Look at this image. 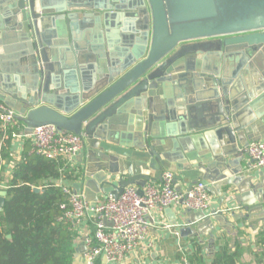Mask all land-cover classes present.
I'll return each instance as SVG.
<instances>
[{"label":"water","instance_id":"water-1","mask_svg":"<svg viewBox=\"0 0 264 264\" xmlns=\"http://www.w3.org/2000/svg\"><path fill=\"white\" fill-rule=\"evenodd\" d=\"M0 100L25 135L53 126L84 137L72 189L89 203L128 186L141 195L170 172L218 196L235 188L224 192L233 219L242 209L264 223L242 164L264 140V0H0ZM164 213L196 238L213 239V222L231 227L223 211Z\"/></svg>","mask_w":264,"mask_h":264},{"label":"built area","instance_id":"built-area-1","mask_svg":"<svg viewBox=\"0 0 264 264\" xmlns=\"http://www.w3.org/2000/svg\"><path fill=\"white\" fill-rule=\"evenodd\" d=\"M22 130L24 126L16 119V113L0 100V155L9 135L11 141L29 138L33 153L62 160L65 165H71L83 148V136L61 133L53 126L35 128L30 135L21 134ZM246 151L253 167L262 171L264 176V140L250 142ZM63 181L61 176L56 183L67 201L60 207L64 210L63 218L76 233L82 222L91 227L83 241L84 264H117L126 261L143 244L152 223L161 225L165 230L172 229L155 221V215L171 208L207 216L211 202L204 182L199 181L187 190L180 191L170 172H163L157 181L147 182L141 189V195L136 186H128L117 199L107 192L95 203L87 202L81 193H76ZM182 264L189 263L184 259Z\"/></svg>","mask_w":264,"mask_h":264},{"label":"trees","instance_id":"trees-1","mask_svg":"<svg viewBox=\"0 0 264 264\" xmlns=\"http://www.w3.org/2000/svg\"><path fill=\"white\" fill-rule=\"evenodd\" d=\"M1 136V135H0ZM2 149L0 163L10 162L8 147ZM30 141L24 143L20 159L14 164L6 181L4 203L0 208V264H72L74 243L78 238L75 230L63 218L66 198L56 186L61 176L75 182L76 171L62 160L49 159L31 153ZM4 180L1 179L0 181ZM39 189L38 193L33 191ZM9 236V238H8ZM188 258L189 264H202L200 246ZM260 249L256 259L264 258V229L257 236ZM234 250L219 248L212 256L211 264H237L239 244Z\"/></svg>","mask_w":264,"mask_h":264},{"label":"crops","instance_id":"crops-1","mask_svg":"<svg viewBox=\"0 0 264 264\" xmlns=\"http://www.w3.org/2000/svg\"><path fill=\"white\" fill-rule=\"evenodd\" d=\"M83 32V31H82ZM10 78L9 83L14 84L16 81L14 79L15 75L10 73L2 74V76ZM68 75V74H67ZM71 76L72 73H69ZM6 82V81H5ZM199 119L197 121V127L199 129H205L209 125L210 111L209 107H202L199 111ZM21 134H24L22 130ZM30 141L29 138L18 139L17 141H11L8 147V153L10 154V162L7 161L0 163V188L6 187V181L9 180L10 175L12 174L14 164L17 163L22 155L24 149V143ZM32 153V149L30 151ZM246 163L251 164V170L247 172V177L253 185H259L260 190L252 192L250 197L246 199L248 203L257 202L259 199L262 200L264 197V176L262 171L255 169L248 158L247 154L243 158L242 164ZM71 168H74L76 173L78 172L77 159L75 158ZM78 182V181H77ZM203 182V181H202ZM65 185H68L72 188V183L69 181H63ZM76 183V182H74ZM208 187L209 184L204 182ZM175 186L180 191H185L188 189V185L184 182H177ZM231 191H234L235 188L227 187ZM227 188L221 189V195L218 196L215 193H210L211 202L206 215H210L212 211H231L232 205H235L234 202L228 201L225 197V190ZM101 195L98 196V199ZM221 197L224 198V201H221ZM173 213L177 216L184 212L179 209H172ZM231 213H222L225 217L227 216L229 225H231L228 230H223L219 228L218 223L213 222L212 224V233L213 239H210L207 234L200 235L198 238L193 237L190 232H180L181 227L180 222L178 226L172 227L168 220V216L164 211L160 215H155V221L163 225H168L172 227L170 230H165L159 224L152 223L148 229V234L145 241L139 248L133 253V255L126 261L117 263V264H182L183 260H187L192 256L196 251L195 242L200 246V257L202 259V264H211L212 256L214 253L224 246H227L230 250H234V245L239 244V257L237 264H264V258L261 260L256 259L255 254L260 251L257 245V236L258 233L264 229V223L260 221H246L241 216L246 215L242 209H236L234 211V216L238 219L234 220L230 215ZM90 226L86 222H82L78 226L77 235L78 238L74 243V257L72 264H84L82 259L83 251L78 253L76 248L81 244L82 239L87 235ZM193 233H199L196 230V225L189 226ZM189 229V228H187Z\"/></svg>","mask_w":264,"mask_h":264}]
</instances>
